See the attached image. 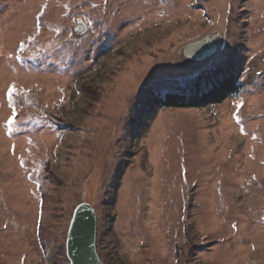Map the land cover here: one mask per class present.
Instances as JSON below:
<instances>
[{
    "label": "rangeland",
    "instance_id": "1",
    "mask_svg": "<svg viewBox=\"0 0 264 264\" xmlns=\"http://www.w3.org/2000/svg\"><path fill=\"white\" fill-rule=\"evenodd\" d=\"M206 34L216 55L182 63ZM221 65L223 103L132 117ZM79 204L104 264H264V0H0V264L63 263Z\"/></svg>",
    "mask_w": 264,
    "mask_h": 264
},
{
    "label": "trees",
    "instance_id": "2",
    "mask_svg": "<svg viewBox=\"0 0 264 264\" xmlns=\"http://www.w3.org/2000/svg\"><path fill=\"white\" fill-rule=\"evenodd\" d=\"M241 89L234 69L225 65L213 66L208 72L191 79L160 78L134 99L131 115L138 119L147 118L156 108L202 109L223 103ZM61 264L69 263L65 258Z\"/></svg>",
    "mask_w": 264,
    "mask_h": 264
},
{
    "label": "water",
    "instance_id": "3",
    "mask_svg": "<svg viewBox=\"0 0 264 264\" xmlns=\"http://www.w3.org/2000/svg\"><path fill=\"white\" fill-rule=\"evenodd\" d=\"M72 29L74 36L86 31L82 20H76ZM218 36L207 35L181 49V61L185 65L199 67L213 58L219 51ZM89 204H79L73 211L67 226L65 256L69 264H104L96 251L97 219Z\"/></svg>",
    "mask_w": 264,
    "mask_h": 264
},
{
    "label": "snow or ice",
    "instance_id": "4",
    "mask_svg": "<svg viewBox=\"0 0 264 264\" xmlns=\"http://www.w3.org/2000/svg\"><path fill=\"white\" fill-rule=\"evenodd\" d=\"M41 15H42V13H41ZM38 19H39V17H38ZM23 49L21 48V51H22ZM17 59H20V57L18 56L17 57ZM16 91V89H15V87L13 86L12 88H10L9 89V92H8V99H9V103L11 104L12 103V94H13V92H15ZM13 118L16 116V112H15V109L13 108ZM238 119V118H237ZM8 123H9V125H11L12 123H13V120H12V118H10L9 119V121H8Z\"/></svg>",
    "mask_w": 264,
    "mask_h": 264
}]
</instances>
